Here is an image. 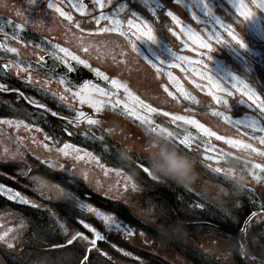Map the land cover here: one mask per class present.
Here are the masks:
<instances>
[{
  "label": "flooded vegetation",
  "instance_id": "obj_1",
  "mask_svg": "<svg viewBox=\"0 0 264 264\" xmlns=\"http://www.w3.org/2000/svg\"><path fill=\"white\" fill-rule=\"evenodd\" d=\"M5 1L0 0V182L35 205H21L0 195V264H8L7 253L13 256L14 264H54L55 256L61 255L60 264H125L128 261L166 264L171 250L159 239L165 238L162 232L168 220L171 221L167 209L170 213L175 206L176 213L180 214L182 202L179 198L174 204L167 203L166 193L156 191L160 176L151 169L156 176L152 178L138 166L143 162L138 156L148 159L144 154L146 148L135 147L134 137H138L139 145H147L150 135L144 128L129 125L130 118L120 117L121 113L131 111L129 105L124 108V87L110 90L86 80L70 57L67 59L73 70L65 66L67 77L46 68L45 55L56 59L63 55L39 49L38 41L55 36L47 37L38 30V25L44 24L49 33L52 25L57 24L58 16L50 19L44 8L47 0H38L33 3L37 7L32 22L19 21L14 17L18 1L12 6H7ZM237 2L247 5L254 14L245 20L234 6ZM261 2L224 0L226 22L242 31L238 34L245 40H264V9L256 6ZM112 4L113 7H106L109 8L106 13L116 12V2ZM228 9L233 19L227 16ZM7 19L11 25L6 24ZM19 23L22 28L18 30L16 24ZM248 24H254L259 33L253 32ZM12 48L17 51H10ZM82 49L73 53L88 61V66L84 67L99 69L108 81L115 78L128 89L145 86V66L122 64L111 68L106 55L101 56L103 51L110 52V48ZM40 57L45 59L41 61ZM70 76L75 77L76 82L70 80ZM61 78L66 82L60 83ZM82 79L83 83H77ZM86 81L103 88L105 93H116L119 104L95 94L94 100L103 101L96 111L90 102L81 101L74 93ZM196 102L202 105L201 99ZM196 102L190 99L191 104ZM78 112H83L84 118L78 120ZM88 117L98 123H87ZM65 144L72 146L67 149L68 155L59 151ZM47 159L58 162L63 168L51 169L43 163ZM262 176L256 182L255 193L256 209L260 210H264V174ZM62 188L74 193L75 198L66 197ZM82 204L111 215L122 227L106 225L102 217L81 207ZM193 210L214 218L202 205ZM193 216L198 224V213ZM177 219L181 225V220ZM202 227L208 231L216 229L213 224ZM92 229L100 236L94 245L91 244L95 237ZM253 232L251 241L255 243L257 255L264 259V213L255 216ZM85 236L88 239H84ZM80 248H86L87 252L84 254ZM181 256L179 251L178 257Z\"/></svg>",
  "mask_w": 264,
  "mask_h": 264
},
{
  "label": "rangeland",
  "instance_id": "obj_2",
  "mask_svg": "<svg viewBox=\"0 0 264 264\" xmlns=\"http://www.w3.org/2000/svg\"><path fill=\"white\" fill-rule=\"evenodd\" d=\"M16 2L17 9L14 17L19 21L32 22L34 8L37 7V5L34 7L33 3L36 0L5 1L7 6H12ZM102 2L105 7L99 8L95 0L82 2L47 0L45 11L50 19L57 15L58 22L52 25L53 30L49 33L46 32L44 24L38 25V30L45 33L47 37L53 34L55 36L54 39H44L48 45L43 41H38L39 49L56 51L63 55L55 45L67 48L72 53L74 50H83V47L98 50L104 46L111 49L110 52L101 53V56L106 55L109 67H118L122 64L146 67L145 86L141 89H128L127 93L122 89L125 92L124 105H129L131 111L126 114L121 113L120 117L130 118L128 119L129 125L135 129L144 128L150 137L163 138L170 145L175 146L178 151L193 159L195 177L190 184H178L170 178L159 175L163 188L177 194V196H170L166 199L167 203H173L174 200L180 198L181 205L191 210L197 205H202L205 211L210 212L214 218L220 217L228 225L231 222L235 225L229 230L228 226L224 225L225 229L208 231L201 228L199 224H195V227L185 226L187 220H181V225L178 221L176 223L175 219L168 220L164 231L161 229L165 238L159 239L166 243L167 250L168 248L171 250L166 264H252L242 258L239 261L240 253L236 240L241 227L239 223L242 219L240 215L242 210L234 206L231 200L244 195L248 201L255 203L256 182L263 177L264 169L255 168L254 165H264V155L261 154L264 152V144L260 143L259 136L249 134L246 129L249 121L256 122V130L264 127V113L247 101L241 95L242 88L233 87L231 80L234 76L240 77L249 88L264 99V86L262 87L264 40L257 39L258 41L254 43L251 40H245L240 35L245 47L242 48L235 44L228 35L225 25H230L236 33L238 31L226 22L223 14L224 0H207L211 13L205 10L203 0H102ZM113 2H116V12L106 13L109 11L106 7H113ZM49 3L59 6L71 15L72 19L68 20L61 16L55 7H48ZM80 4H83L84 8L78 10ZM192 6L202 10L209 19L201 18ZM29 8H31L30 12L25 11ZM169 11L178 18L179 24L168 15ZM101 12L104 16H115L120 19L121 27L127 30V34L122 36L119 32L100 33L96 31L98 27L109 26V21L106 19H102L99 25L96 24L95 18ZM226 13L233 19V13L229 9ZM39 18L38 15V23ZM217 18L219 23L216 21ZM129 19L135 23L146 21L152 27L156 39L154 41L147 38L140 40L160 63L151 59L135 41L129 38L128 32L135 31L129 28L127 24ZM155 22L158 23L155 24ZM6 24L11 25L8 19ZM184 26L191 29V36L185 34ZM248 26L253 32L259 33L254 24H248ZM200 41L210 43L211 49L203 48ZM133 43L137 46L135 50L132 47ZM93 44L94 47H92ZM172 52L176 56L188 57L191 63L177 60L172 56ZM201 53H207L216 64L213 66L207 64L200 57ZM147 61L156 63L159 71ZM206 76H212L214 81L219 82L221 87L228 91L221 92L214 88L213 81L207 79ZM114 94L116 93L110 92L101 97L115 102L118 99ZM214 95L222 97L227 103L214 99ZM190 99L195 102L201 99L202 105L198 102L191 104ZM143 105H148L156 111H150ZM137 116L145 117L151 125L158 124L168 128L180 139L190 133L179 131L170 124L172 119L179 116L197 121L216 135H210L211 142H204L190 134L193 137L191 147L186 148L178 142H170L163 136L148 132L147 127L136 118ZM220 137H225V139H220ZM229 140L242 141L245 145H251V148L236 146L229 143ZM134 142L136 148L144 149L147 146L139 145L138 137H134ZM257 149L259 151H256ZM144 154L147 155L146 149ZM215 168H220L221 173H216ZM229 173L232 178L226 179ZM80 250L84 254L87 252L86 248H80ZM179 251L182 253L181 258L178 257ZM6 258L8 264H14L12 255L7 253ZM55 261L54 264H60L58 261H62V255L55 256ZM132 262L128 261L125 264H136ZM102 263L104 262H100Z\"/></svg>",
  "mask_w": 264,
  "mask_h": 264
},
{
  "label": "snow or ice",
  "instance_id": "obj_3",
  "mask_svg": "<svg viewBox=\"0 0 264 264\" xmlns=\"http://www.w3.org/2000/svg\"><path fill=\"white\" fill-rule=\"evenodd\" d=\"M36 2H38V0H36ZM95 3L97 5V7L99 8H103V2L102 0H95ZM204 6H205V10L209 13H211V8L208 7L207 4V0H203ZM237 12L239 13V15L241 17H243L245 20H247L248 18H250L254 12L247 7V5L243 4L242 2H237L235 5ZM257 7L264 9V0H262L261 3L256 5ZM48 7H55V10L63 17H66L68 20H71L72 17L71 15H69L67 12L63 11L59 6H54L51 3L48 4ZM84 5L80 4L78 10L83 9ZM150 11H152L151 8H149ZM25 11L30 12L31 8L26 9ZM168 15L172 17V20L175 21L177 24L180 23V21L178 20V18L171 12H168ZM194 18H195V14ZM102 19H106L109 21V26L108 27H98L96 29V31L103 33L105 31H109V32H119L120 35H126L127 34V30L123 29L121 27V21L120 19L116 18L115 16H104V14L101 12V14L95 18V22L97 25L100 24ZM217 23H219V19L217 18ZM127 24L129 25L130 29H135L134 32H132V36L135 37L136 39H142V38H147L150 41H154L156 39V36L153 34V29L152 27L146 22V21H141L139 23H135L132 19H129L127 21ZM21 26L19 24L16 25V28H20ZM227 31H228V35L231 37V40L234 41L235 44H238L240 47H245L244 41L242 40L241 36L235 32V30L230 26V25H225ZM171 31V30H170ZM183 31L185 32L186 35L191 36L192 35V31L189 27L184 26ZM217 39H219V37H217ZM200 44L203 48L206 49H211L212 45L210 43H207L206 41H200ZM55 47L57 49H59V52L63 53L62 57H57L65 66H67V69L69 71L73 70V65L71 63H69L68 59L70 57L71 61L75 62L78 65H84V66H88V61L82 59L81 57L77 56L76 54L70 52L67 48H63L60 47L59 45H55ZM133 49L135 50L137 48L136 43L132 44ZM87 49H85L86 51ZM10 51L12 52H16L17 50L15 48L10 49ZM205 56L209 57L210 56L205 53ZM172 56H174L177 60H182L185 63H191L190 59L188 57L185 56H176V54L174 52H172ZM45 58L44 57H40V60L43 61ZM148 63L152 64L153 67H157L156 63L151 62V61H147ZM200 63H203V61H199ZM5 67H7V65H5ZM92 71H94L98 76H101L103 79H108L107 76L104 75V73H102L99 69H92ZM157 71H159V68L157 67ZM169 76L171 77V73H169ZM207 79H209L210 81H213L212 86L216 89H218L221 92H227L228 90L226 88H222L220 83L217 81L213 80L212 76H206ZM65 79L61 78L60 83H65ZM112 85L116 88H120V87H124L125 92L127 93L129 90L127 88L126 85H122L120 84L115 78H113L111 81ZM233 87L236 86H240L242 88L241 91V95L243 97L246 98L247 101H250L252 104H254L257 108H259L261 110L262 113H264V99H261L256 93L255 91H253L251 88H249L245 82L240 78V77H236L234 76L231 80ZM95 94H99V95H107V93H105V90L103 88H100L98 85H92L90 84V82H85L84 85L81 86V88L74 93V95L78 96L81 101L87 100L88 102H90L92 104L93 109H95L96 111L100 110V107L103 104V101H97L93 99V96ZM214 99H217L218 101H223L222 97H217L214 95L213 97ZM243 103L244 101L241 100ZM224 103H227V101H223ZM117 104H119V101H117ZM115 106V105H113ZM40 107H44L43 105H41ZM127 104L124 105V108L127 109ZM143 107L145 108H149L150 111H156V109L150 108V106L148 105H143ZM132 115H135V113H131ZM77 119H82L84 118V113L83 112H78L77 114ZM222 115V114H221ZM142 124H144L147 127V131L158 135V136H163L164 138L168 139L170 142H178L180 145L185 146L186 148H190L191 147V143H192V139L193 137L190 134H185L184 137L182 139L178 138L177 135L170 131L168 128H164V127H160V126H152L151 122L148 121L145 117L143 116H137L136 117ZM176 119L181 120V121H185L188 124L194 125L197 129L201 130L202 132L208 134V135H216L214 132H210L207 128H205L204 125L198 123L195 120L192 119H188L187 117L184 116H179L176 117ZM8 123H11V121H8ZM22 123V122H17V124ZM87 123L91 124V125H96L98 123V121L96 119H93L91 117H88L87 119ZM247 127L248 128H252L254 130L257 129V125L255 121H249L247 122ZM258 131L261 133H264V127H259ZM256 138V137H254ZM220 139H225V137H220ZM259 140L261 144H264V135L259 136ZM231 144H235L236 146H243L246 148H251V145H245L243 144L242 141H233V140H229L228 141ZM45 147H47V145H45ZM72 146L65 144L62 148L59 149L60 152H62L64 155H68V151L67 149L71 148ZM75 151H79L78 149H74ZM256 151H259L258 149ZM262 155H264V152L261 153ZM89 156L91 155L90 153L88 154ZM78 159H81L82 157H77ZM138 160L143 161L141 163L138 164V166L140 168L143 169V171L148 174L149 176L152 175L151 172V166L149 164V162L147 160H145L142 157L138 156ZM44 164H46L48 167H50L53 170L56 169H62L63 165H60L58 162H54L50 159H47L43 162ZM255 168H261L264 169V165H254ZM214 171L216 173H221V169L220 168H215ZM226 179H231L232 177L230 176V173L228 175H226L225 177ZM133 187H135V185H133ZM62 191L64 192V195L68 198H75L74 197V193H72L71 191L66 190L65 188H62ZM0 193H3L4 195L7 196L8 199L13 200V201H17V200H21L24 203H27L26 198L21 197L20 193L17 191H14L11 188H5L2 184H0ZM81 207H86L88 208V210L90 211H95L96 214L100 217H102L104 223L106 225L109 226H114L116 228H121L122 225H120L119 223H117L115 221V219L108 214L105 213H101L96 209H92L90 205H85L82 204ZM92 232L95 233V237L92 239L91 244L94 245L96 243V239L100 238L99 233L96 232L95 229H92ZM78 236H83L82 233H77ZM84 239H88V237H83ZM85 259H87V257H85Z\"/></svg>",
  "mask_w": 264,
  "mask_h": 264
},
{
  "label": "water",
  "instance_id": "obj_4",
  "mask_svg": "<svg viewBox=\"0 0 264 264\" xmlns=\"http://www.w3.org/2000/svg\"><path fill=\"white\" fill-rule=\"evenodd\" d=\"M78 1H82V0H78ZM199 14L201 15H204L202 14L200 11H198ZM130 36L133 38V36L130 34ZM135 38V37H134ZM136 41H138V39L135 38ZM139 42V41H138ZM141 44V43H140ZM142 48L144 49V51L149 54L153 59H155L147 50V48L141 44ZM45 58H46V61L44 62V65L50 69H52L53 71L59 73V74H62L64 76H67L68 75V71L67 69L65 68V65H63L62 63H60L55 57L51 56V55H45ZM201 58H203L208 64L210 65H215L216 63L211 60L210 58H208L207 56L205 55H201ZM77 65V71L80 75L87 77L88 79H93L95 80L96 82L104 85V86H107V87H110V88H114V86L109 83L108 81L104 80L103 78H101L100 76H98L97 74L89 71L86 67H83L82 65ZM83 78V79H84ZM82 79V81H79L77 83H82L84 80ZM70 80L72 81H75V77L73 76H70ZM35 105H39L37 103H35ZM172 124L181 129V130H184V131H188V132H191L193 133L195 136L199 137L200 139H203L205 141H210L211 138L206 135L205 133L201 132L200 130H198L197 128L193 127L192 125L186 123V122H183L181 120H172ZM154 126H158V125H154ZM162 127V126H160ZM248 132L249 133H252V134H255V135H263V133L259 132V131H256V130H253V129H248ZM2 184V183H0ZM5 188H10L4 184H2ZM12 189V188H11ZM14 190V189H13ZM15 191V190H14ZM0 195H2L3 197L7 198L6 195H4L3 193H0ZM22 197V196H21ZM8 199V198H7ZM10 200V199H8ZM27 200V199H26ZM10 201H13V200H10ZM13 202H16L18 204H24V205H35L34 203H31V202H28L27 200V203H24L23 201L21 200H17V201H13ZM264 213V210H253L251 213L248 214V216L245 218L244 222H243V225L240 229V231L238 232V236H237V240H238V244H239V247H240V251H241V255L243 257H247L249 260H251L252 262L256 263V264H264V259H260L259 257H256V256H253L251 254H249L247 251H246V247L245 245L242 243L241 241V234L244 233L246 231V227H247V224L249 223V221L257 214L259 213Z\"/></svg>",
  "mask_w": 264,
  "mask_h": 264
},
{
  "label": "clouds",
  "instance_id": "obj_5",
  "mask_svg": "<svg viewBox=\"0 0 264 264\" xmlns=\"http://www.w3.org/2000/svg\"><path fill=\"white\" fill-rule=\"evenodd\" d=\"M147 159L154 174L190 184L195 177L194 161L161 137H150L146 147Z\"/></svg>",
  "mask_w": 264,
  "mask_h": 264
},
{
  "label": "trees",
  "instance_id": "obj_6",
  "mask_svg": "<svg viewBox=\"0 0 264 264\" xmlns=\"http://www.w3.org/2000/svg\"><path fill=\"white\" fill-rule=\"evenodd\" d=\"M159 190H156L157 192L159 191V193H169L167 195V198L166 199H169V197L171 195H173V192L174 191H169V190H165L163 187H159ZM170 195V196H169ZM169 201V200H168ZM175 201V200H174ZM231 202L233 203L234 206H237L239 207L242 211L240 213L241 215V218H243V216L245 215V213H249L251 209H253L255 207L254 204H252L250 202V200L248 201L247 198H245L244 195H240L238 197H235L234 199L231 200ZM174 204V202H173ZM198 213V216H199V226L201 227L202 225H208V224H213L216 229L214 231H218V230H221V229H225V226H228V230L230 228H233L235 227V225L231 222L230 225H228L225 221H222L221 218L219 217H215L212 219H209L207 216H205L200 210L197 212L196 210H191V208L185 206V205H182V208H181V213L180 214H177L176 211H175V206H172V211L170 213H168V209H167V215L168 217H170L171 220H177V218H179L180 220H183V221H186V225L187 227H195L196 223L194 222V214H197ZM209 219V220H208ZM211 222V223H210ZM240 224V223H239ZM251 227V231L248 233L247 237L245 238V244L248 245V241L255 235L254 232H253V228H254V223L250 226ZM248 248V247H247ZM250 249V250H249ZM249 251L252 253V254H255L257 255V252H256V248H255V243L254 242H250L249 244ZM239 261H241V259L239 258Z\"/></svg>",
  "mask_w": 264,
  "mask_h": 264
}]
</instances>
